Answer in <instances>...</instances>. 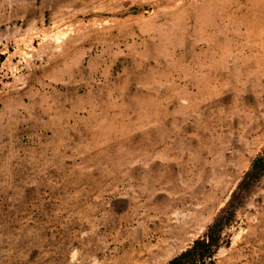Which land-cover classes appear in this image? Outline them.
Listing matches in <instances>:
<instances>
[{
    "label": "rangeland",
    "instance_id": "1",
    "mask_svg": "<svg viewBox=\"0 0 264 264\" xmlns=\"http://www.w3.org/2000/svg\"><path fill=\"white\" fill-rule=\"evenodd\" d=\"M188 250L264 264V0H0V264Z\"/></svg>",
    "mask_w": 264,
    "mask_h": 264
},
{
    "label": "trees",
    "instance_id": "2",
    "mask_svg": "<svg viewBox=\"0 0 264 264\" xmlns=\"http://www.w3.org/2000/svg\"><path fill=\"white\" fill-rule=\"evenodd\" d=\"M195 244H209V243H206L205 240H196L195 241ZM190 250L182 253L180 256L170 260L167 264H183V260L190 254ZM204 259L201 257L198 261H203Z\"/></svg>",
    "mask_w": 264,
    "mask_h": 264
},
{
    "label": "bare ground",
    "instance_id": "3",
    "mask_svg": "<svg viewBox=\"0 0 264 264\" xmlns=\"http://www.w3.org/2000/svg\"><path fill=\"white\" fill-rule=\"evenodd\" d=\"M58 33V32H57ZM56 39V38H55ZM30 45V44H29ZM28 46V45H27Z\"/></svg>",
    "mask_w": 264,
    "mask_h": 264
}]
</instances>
